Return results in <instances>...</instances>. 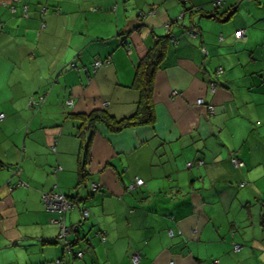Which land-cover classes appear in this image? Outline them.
<instances>
[{
  "label": "crops",
  "instance_id": "1",
  "mask_svg": "<svg viewBox=\"0 0 264 264\" xmlns=\"http://www.w3.org/2000/svg\"><path fill=\"white\" fill-rule=\"evenodd\" d=\"M213 1L0 0V264H264V0L183 11ZM166 34L152 123L80 136L77 114L135 112L134 66ZM47 191L78 199L63 238Z\"/></svg>",
  "mask_w": 264,
  "mask_h": 264
},
{
  "label": "trees",
  "instance_id": "2",
  "mask_svg": "<svg viewBox=\"0 0 264 264\" xmlns=\"http://www.w3.org/2000/svg\"><path fill=\"white\" fill-rule=\"evenodd\" d=\"M223 2H224L223 0L212 2V7L213 9H215L214 12L205 10L204 8H199V9L185 8L183 9V11H189L190 13H193L201 17L216 19L219 21H225V20H228L229 17H231L234 14L236 10V3L232 4L229 10L225 9L222 12H217L216 8L220 7L223 4ZM183 13H180L179 15L175 17V22H178V20L181 19L179 16L183 17ZM191 25L192 27H197L194 22H192ZM169 43H172L170 34H166L164 36H157L152 46L145 51V53L139 58V60L134 66V75H133V79H132V83L130 84V87L138 92V100L136 102L135 112L132 115L119 119V120H115L111 115H109L106 111H103V110H93L88 114H82V115L77 114L76 118L79 119L80 121L79 126L81 127V128L80 127L78 128L80 136L83 137L84 128L87 127L92 130L94 128V125L97 123L103 124L109 130H114V131L121 130L129 126L145 125V124L152 123L153 121V107H152L153 81H154V77H155L157 70L161 68V66L163 65ZM126 44H127L126 42H122L121 45L125 46ZM201 51L203 54H206V51L204 48L201 49ZM97 61L100 62V65L95 67L94 63ZM104 63H105V60L97 59V60H94L90 64H91L92 70L95 71L97 68L102 66ZM69 65L71 68L76 69V64L74 62L69 63ZM82 68L84 69V71L87 69L86 66ZM219 69L220 68H218L216 72ZM43 97H44V94H41V95H38L36 98H33L31 101H33L37 105L42 102ZM90 137L88 139H84L81 144L84 150V154H83L84 156L80 158L81 164H80V169L78 172V181H77L76 186H79V184L83 183L86 177V170H85L84 165H85V158H87L86 153L88 150ZM1 166L2 165L0 164V167ZM54 192L61 193L69 203H72L73 205L71 208H74L75 205L78 204L77 198H74L71 195L63 194L62 192H56V191ZM54 192L47 191V192H43L42 194H50ZM41 201H42V195H41ZM42 204L44 208L46 209V206L43 203V201H42ZM81 213H82V210H81ZM170 232H171V235H173L172 231Z\"/></svg>",
  "mask_w": 264,
  "mask_h": 264
},
{
  "label": "built area",
  "instance_id": "3",
  "mask_svg": "<svg viewBox=\"0 0 264 264\" xmlns=\"http://www.w3.org/2000/svg\"><path fill=\"white\" fill-rule=\"evenodd\" d=\"M243 36V31L242 30H236L234 32V37L235 38H240ZM172 42H174V39H172ZM100 65V62L97 61L94 63V66L97 67ZM220 72V69L219 71H217L216 73L219 74ZM215 87V83L214 82H211L210 84V90L214 89ZM176 92H173V94H175ZM198 104H203V100L201 98L197 99L196 101ZM67 105H72V101L71 100H67L66 101ZM30 105H36L33 101H30ZM208 110H211V106L209 105L208 106ZM3 117V114L0 113V118ZM232 163L234 165H237V166H241L242 165V162L238 161L237 159H234L232 158ZM187 166H190V163H187L186 164ZM18 184H22V182L20 180L17 181ZM16 184V183H15ZM14 184V185H15ZM144 182L141 178L139 177H135L134 180H133V183L128 187V190H131L133 189L134 187H137V186H141L143 185ZM14 185H12L11 187H13ZM91 187L93 190L96 189V184H91ZM42 201L43 203L45 204L46 206V209L50 210V211H55V212H58L60 213L59 215V218L56 220V222L59 224L61 230H60V233H59V237L63 238V236H65V234L68 232V229L66 227V225L64 224V221H63V217H64V213L65 211H67L69 208L72 207V203H69L66 198L61 194V193H50V194H42ZM87 209H83L82 210V215L83 216H86L87 215ZM170 235H171V232H169ZM238 246L235 245L234 248H237ZM77 256H81V251L77 252L76 253ZM55 264H61V262L59 260H56L54 262ZM131 264H140L139 262V254L134 252L132 253L131 255Z\"/></svg>",
  "mask_w": 264,
  "mask_h": 264
},
{
  "label": "rangeland",
  "instance_id": "4",
  "mask_svg": "<svg viewBox=\"0 0 264 264\" xmlns=\"http://www.w3.org/2000/svg\"><path fill=\"white\" fill-rule=\"evenodd\" d=\"M181 19H182V17L181 16H179ZM216 75V73L214 74V76ZM217 76V75H216ZM214 81H215V79H214Z\"/></svg>",
  "mask_w": 264,
  "mask_h": 264
}]
</instances>
